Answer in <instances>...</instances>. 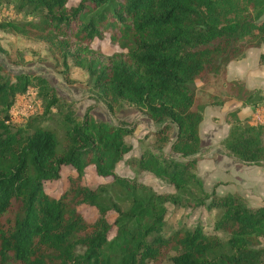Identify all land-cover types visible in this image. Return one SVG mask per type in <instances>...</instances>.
<instances>
[{"label":"trees","instance_id":"trees-1","mask_svg":"<svg viewBox=\"0 0 264 264\" xmlns=\"http://www.w3.org/2000/svg\"><path fill=\"white\" fill-rule=\"evenodd\" d=\"M69 1L0 0L21 16L0 19V30L46 43L61 58L64 76L67 61L84 69L109 108L125 101L140 109L157 126V149L124 159L133 174L118 175L134 122L95 121L91 105L78 117L44 77L0 67V264H147L163 257L167 264H264V202L249 207L237 192L206 191L196 175L203 109L224 98L200 103L194 84L219 74L242 106L264 103L259 89L224 78L229 61L264 43V0ZM101 41L114 49L103 53ZM29 89L40 115L16 126L10 109ZM237 112L226 113L221 154L264 171V123ZM43 117L49 125L38 122ZM62 166L72 175L54 197L43 184L57 180ZM87 168L110 181L86 187ZM141 172L170 190L138 181ZM80 204L95 208L93 219L83 218ZM167 206L214 212L210 231L200 222L173 229Z\"/></svg>","mask_w":264,"mask_h":264},{"label":"rangeland","instance_id":"rangeland-1","mask_svg":"<svg viewBox=\"0 0 264 264\" xmlns=\"http://www.w3.org/2000/svg\"><path fill=\"white\" fill-rule=\"evenodd\" d=\"M76 2L77 0H70L67 5L72 6ZM3 18L20 19L21 16L14 12L11 4L3 2L0 4V19ZM95 43L96 41H94ZM99 44L103 53H108L114 49L112 46L107 45L105 41H101ZM66 63L68 65L66 73L67 81L64 79L66 75L64 76L65 70L63 69L61 58L56 56L46 43L29 34L0 30V67L5 71L10 73L28 72L44 77L53 86L59 99L73 103V111L78 117L83 114L88 105H91L90 114L95 121L114 124L118 120H124L135 123L134 132L125 137V141L131 145V149L123 155V159L115 166V172L118 175L130 177L133 173L123 160L130 156H137L143 148L156 150L157 147L153 142V131L157 126L140 109L125 101L110 103L111 108H109L107 100L100 98L98 92L92 88L87 72L71 63V61H67ZM222 80L219 74H216L213 79L207 82H201L199 79H196L194 84L196 86L197 100L202 103L209 99L232 98L229 97L228 92L233 87H225L221 83ZM226 108L223 107L220 112H224ZM40 111L41 108L38 100L35 98L34 91L29 89L24 95L17 96L14 105L10 109V122L16 126L23 125L30 117L40 115ZM38 122L41 125H49V121L44 117L42 120H38ZM225 122H228L227 118ZM219 123L223 127L221 120ZM173 136L174 132L170 134L168 143L173 139ZM168 143L162 148V151L167 150ZM217 145L220 146L219 142ZM71 175L72 170L62 166L57 180L47 181L43 184L44 191L57 197L66 189L68 178ZM137 179L155 191L170 190L165 183L155 179L147 172L138 173ZM260 179L258 180V186L260 185L261 187L264 185V181L261 179L263 182H260ZM109 181L106 178L95 176L90 168H87L81 177V183L88 188H93L100 183ZM245 201L247 206L255 207L264 202V199L262 201H256V199L252 201L245 198ZM77 210L81 212L83 218L86 220L93 219L95 215V208L91 205L80 204ZM113 216V212L109 211V222H111ZM213 216L214 212H208L202 208L189 214L185 210H173L170 206H167L165 219L173 229L180 225H186L187 228H190L195 223L200 222L204 231H210ZM147 264H167V260L163 257L160 260L150 261Z\"/></svg>","mask_w":264,"mask_h":264},{"label":"crops","instance_id":"crops-1","mask_svg":"<svg viewBox=\"0 0 264 264\" xmlns=\"http://www.w3.org/2000/svg\"><path fill=\"white\" fill-rule=\"evenodd\" d=\"M262 53H264V43L258 47L247 48L240 60L229 61L226 64L225 79L227 81L237 79L246 89H259L264 96V62H259ZM223 98L222 104L207 105L203 109V117L198 125L201 159L197 160L195 165L196 175L206 191L214 188L216 194L237 192L247 200L262 201L264 185L258 186V180L261 177L264 181L263 169L260 166H244L233 161L221 154V148L217 143L226 135L229 127L225 122L227 112L238 109L239 118L251 119L254 111L261 108L260 117L264 123V103L260 106H242L235 98ZM223 107L227 108L224 112H220ZM220 120L223 122V127L220 126ZM261 179L260 182H263Z\"/></svg>","mask_w":264,"mask_h":264},{"label":"built area","instance_id":"built-area-1","mask_svg":"<svg viewBox=\"0 0 264 264\" xmlns=\"http://www.w3.org/2000/svg\"><path fill=\"white\" fill-rule=\"evenodd\" d=\"M263 107V106H262ZM261 111L262 109L259 108L258 110L256 109L252 115V118L250 119L252 123H263L261 121V117H260V114H261Z\"/></svg>","mask_w":264,"mask_h":264}]
</instances>
